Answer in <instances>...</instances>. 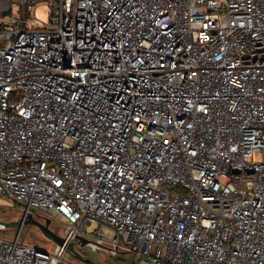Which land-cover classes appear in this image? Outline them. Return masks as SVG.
<instances>
[{
  "label": "built area",
  "instance_id": "built-area-1",
  "mask_svg": "<svg viewBox=\"0 0 264 264\" xmlns=\"http://www.w3.org/2000/svg\"><path fill=\"white\" fill-rule=\"evenodd\" d=\"M0 196L65 246L96 224L148 264H264V0H0Z\"/></svg>",
  "mask_w": 264,
  "mask_h": 264
},
{
  "label": "rangeland",
  "instance_id": "rangeland-1",
  "mask_svg": "<svg viewBox=\"0 0 264 264\" xmlns=\"http://www.w3.org/2000/svg\"><path fill=\"white\" fill-rule=\"evenodd\" d=\"M49 8L42 4L36 9V17L38 21L35 22L36 26H41L42 22H46L48 19ZM23 209L21 204L14 203L0 196V220L3 222H15L23 217ZM33 218L38 219L40 212H33ZM26 219V218H25ZM66 227L65 223L58 216H51L50 229L58 235H62V230ZM96 224H91L87 227V232L95 234V230L99 229ZM19 232V233H18ZM18 237L20 240L35 246L44 251H54L56 245L49 240L36 226L33 224H24L20 229L16 227H0V239L5 241H14ZM89 240L92 244H80L74 245V251L80 254L86 259L97 264H148L146 261L137 260L136 257L126 251H116L110 242L106 238L113 236V231L107 226L101 227V236L92 237ZM65 260L73 264H83L81 261L75 258L70 252H65Z\"/></svg>",
  "mask_w": 264,
  "mask_h": 264
},
{
  "label": "water",
  "instance_id": "water-1",
  "mask_svg": "<svg viewBox=\"0 0 264 264\" xmlns=\"http://www.w3.org/2000/svg\"><path fill=\"white\" fill-rule=\"evenodd\" d=\"M26 218V219H25ZM45 223L39 222L37 219L33 218L32 214H28L26 217L21 218L20 220H17L15 222H3L0 220V227H16V228H21L24 224H33L36 226L49 240H51L56 246L59 248H62L65 250V252H70L72 253L76 259L81 261L83 264H97L90 259H86L82 257L80 254H77L74 251V246L72 243L68 244L67 246L64 245V240L63 238L55 233L53 230L50 229L49 225L51 222L50 218H45ZM19 233V232H18ZM18 236V234H17ZM78 242L80 244H91L89 240H87L84 237L78 236L77 238Z\"/></svg>",
  "mask_w": 264,
  "mask_h": 264
},
{
  "label": "flooded vegetation",
  "instance_id": "flooded-vegetation-1",
  "mask_svg": "<svg viewBox=\"0 0 264 264\" xmlns=\"http://www.w3.org/2000/svg\"><path fill=\"white\" fill-rule=\"evenodd\" d=\"M39 222H41V223H45V218H44V216H40L38 219H37ZM50 224H51V222H50ZM49 227H50V225H49ZM75 244H73V246H74Z\"/></svg>",
  "mask_w": 264,
  "mask_h": 264
}]
</instances>
